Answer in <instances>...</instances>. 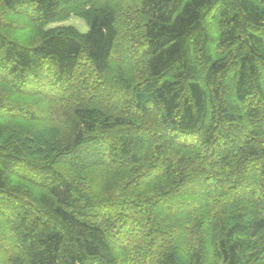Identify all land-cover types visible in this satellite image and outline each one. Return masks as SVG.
<instances>
[{
	"label": "trees",
	"instance_id": "1",
	"mask_svg": "<svg viewBox=\"0 0 264 264\" xmlns=\"http://www.w3.org/2000/svg\"><path fill=\"white\" fill-rule=\"evenodd\" d=\"M6 16L35 35L0 20V264H264V0Z\"/></svg>",
	"mask_w": 264,
	"mask_h": 264
},
{
	"label": "rangeland",
	"instance_id": "2",
	"mask_svg": "<svg viewBox=\"0 0 264 264\" xmlns=\"http://www.w3.org/2000/svg\"><path fill=\"white\" fill-rule=\"evenodd\" d=\"M1 21L5 22L1 24L2 29L7 30V32L12 36L13 40L18 41L22 44L29 43L34 37L35 33L32 29L26 28V21L24 18H17V17H3L0 18ZM9 23H11L12 26H9ZM56 27H73L75 28L79 33L85 34L88 32V26L84 22V20L71 16L69 19L62 21V22H56L53 24L48 25L46 28H56ZM2 228H0L1 231ZM1 233V232H0ZM2 234V235H1ZM0 234L1 240H7L9 241V236L5 233V231H2ZM5 242V241H4Z\"/></svg>",
	"mask_w": 264,
	"mask_h": 264
},
{
	"label": "bare ground",
	"instance_id": "3",
	"mask_svg": "<svg viewBox=\"0 0 264 264\" xmlns=\"http://www.w3.org/2000/svg\"><path fill=\"white\" fill-rule=\"evenodd\" d=\"M264 71V70H263ZM264 73V72H263ZM263 79V78H262ZM263 82V81H262ZM162 109H164V108H162ZM170 129V128H169ZM162 132V131H161ZM180 135V134H179ZM177 137V136H176ZM195 138V137H194ZM165 139V138H164ZM175 142V141H174ZM127 244V243H126Z\"/></svg>",
	"mask_w": 264,
	"mask_h": 264
}]
</instances>
